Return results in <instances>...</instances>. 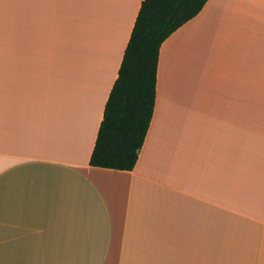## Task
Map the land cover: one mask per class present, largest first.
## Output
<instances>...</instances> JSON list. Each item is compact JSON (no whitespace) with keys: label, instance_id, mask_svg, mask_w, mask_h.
<instances>
[{"label":"crops","instance_id":"1","mask_svg":"<svg viewBox=\"0 0 264 264\" xmlns=\"http://www.w3.org/2000/svg\"><path fill=\"white\" fill-rule=\"evenodd\" d=\"M141 2L0 0V264H264V0L169 35L133 169L89 164Z\"/></svg>","mask_w":264,"mask_h":264},{"label":"trees","instance_id":"2","mask_svg":"<svg viewBox=\"0 0 264 264\" xmlns=\"http://www.w3.org/2000/svg\"><path fill=\"white\" fill-rule=\"evenodd\" d=\"M207 0H142L118 76L104 106L89 164L133 169L155 101L162 42L196 16Z\"/></svg>","mask_w":264,"mask_h":264},{"label":"rangeland","instance_id":"3","mask_svg":"<svg viewBox=\"0 0 264 264\" xmlns=\"http://www.w3.org/2000/svg\"><path fill=\"white\" fill-rule=\"evenodd\" d=\"M198 56L203 60L201 64H197V75L199 80L202 81L206 72L209 70V65L207 64V62H209L210 70L208 72V76L214 75L215 67L219 66V86H245L244 78H242V74L245 72V66L241 62L242 54L239 56L240 59L237 60V57L232 56L231 60L229 62L226 61L223 65L213 62V60L206 54L198 53Z\"/></svg>","mask_w":264,"mask_h":264}]
</instances>
